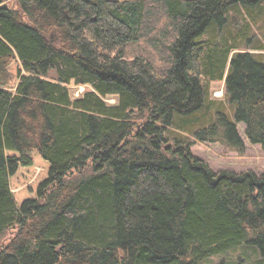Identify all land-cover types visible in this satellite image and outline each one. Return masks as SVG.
<instances>
[{
  "label": "trees",
  "instance_id": "16d2710c",
  "mask_svg": "<svg viewBox=\"0 0 264 264\" xmlns=\"http://www.w3.org/2000/svg\"><path fill=\"white\" fill-rule=\"evenodd\" d=\"M236 6L254 19L264 0H0V264L264 256V174L216 171L168 136L224 80L234 120L216 110L194 138L241 151L240 122L264 148V60L204 37ZM71 81L91 88L74 98Z\"/></svg>",
  "mask_w": 264,
  "mask_h": 264
},
{
  "label": "rangeland",
  "instance_id": "374dc122",
  "mask_svg": "<svg viewBox=\"0 0 264 264\" xmlns=\"http://www.w3.org/2000/svg\"><path fill=\"white\" fill-rule=\"evenodd\" d=\"M15 0H10L14 3ZM243 6H236L230 9L228 22L213 33L205 34V38H211L213 41L222 43L236 42L237 50L249 51L254 53L255 57L264 60V10L260 15L251 18L249 12ZM55 36L54 34L52 35ZM235 50V51H237ZM234 50L230 52L229 58ZM228 58V60H229ZM229 61L225 68L228 69ZM72 97H78L91 87L89 85H77L73 81L67 84ZM104 100L108 103H116L117 97L107 95ZM216 110H221L233 118L234 104L230 102L229 97L224 91V80L211 81L208 86V98L206 104L194 115L188 117L192 123H189V129H178L175 125L168 131L169 137H181L192 140L191 152L205 160L212 169L218 171L221 169H230L236 172L253 170L257 174H264V148L259 144L251 143L245 135L244 124L237 122V128L244 141V148L239 151L227 146L222 140L199 141L194 138V130L200 124H207L213 120ZM89 168L83 170H74L69 178L76 181L83 175H88ZM15 229H8L1 238V243H6L14 234ZM207 264H264V256L259 250L252 246H238L229 249L223 253L212 256Z\"/></svg>",
  "mask_w": 264,
  "mask_h": 264
}]
</instances>
